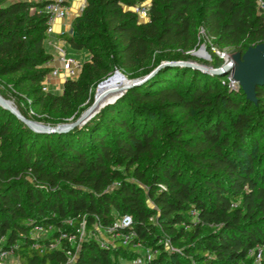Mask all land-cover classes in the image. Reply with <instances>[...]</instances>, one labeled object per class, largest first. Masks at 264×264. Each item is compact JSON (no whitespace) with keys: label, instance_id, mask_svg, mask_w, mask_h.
I'll return each instance as SVG.
<instances>
[{"label":"trees","instance_id":"1","mask_svg":"<svg viewBox=\"0 0 264 264\" xmlns=\"http://www.w3.org/2000/svg\"><path fill=\"white\" fill-rule=\"evenodd\" d=\"M145 1L86 0L61 38L90 57L45 93L46 1L0 0V81L17 75L14 103L32 121H74L116 68L144 77L167 62L67 132H34L0 106V254L13 250L11 264H64L69 251L73 264H119L142 257L138 246L156 251L144 264H253L264 247V85L252 102L228 75L174 64L198 49L199 25L228 53L263 44L258 0H149L140 21L131 6ZM125 215L114 233L132 234L126 245L62 238ZM39 227L49 234H30Z\"/></svg>","mask_w":264,"mask_h":264},{"label":"built area","instance_id":"2","mask_svg":"<svg viewBox=\"0 0 264 264\" xmlns=\"http://www.w3.org/2000/svg\"><path fill=\"white\" fill-rule=\"evenodd\" d=\"M46 5L44 7V12L47 15V23H46V30L45 35H47V39L50 38V35L54 31V24L61 19H65V16L69 13L70 4L66 0H45ZM258 7L261 12L264 14V0H258ZM131 9L134 11L140 21H145L149 18V0L145 2H139L131 6ZM264 21V18H263ZM198 38L201 41L200 45L198 46L197 50H193L189 52V54L195 55L196 57H201L204 59L210 58L211 54H215L222 63H225L228 60L229 54L225 49H220L215 44L213 45V41L215 36H212L208 33L207 29L203 25H199L197 28ZM64 41V40H63ZM61 42V41H60ZM65 44V42H62ZM49 46L54 47L56 54L52 55L50 60L45 64V67L51 68V73H49L42 82L43 85V92L48 93L51 91H59V85H53L52 80L61 77L64 81L67 78H77L82 70V62H79L76 58L68 54V51H65L61 47L57 46L55 42H48ZM202 51L203 56L198 55V52ZM228 79V86L232 89L235 88V81L231 80L229 77ZM224 83V82H223ZM239 84V83H238ZM30 114H33L30 111ZM131 224V218L128 215L122 216L121 219L117 220L112 227L106 229L105 231L111 236L112 239L119 238L121 243L124 245L128 244L132 238V234L121 233L116 234L117 228L127 227ZM83 225V224H82ZM84 226V225H83ZM34 231L43 232L42 229L36 228ZM62 238H67L70 243H76L82 239H80L79 234L76 232L71 236H67L66 234L62 235ZM101 247L108 248L107 246H103L102 243H99ZM7 254H13V250L7 251L0 254V264H1V257ZM250 256L253 258V264H261L264 257V247H257L250 252ZM75 255L72 254L70 251L68 252V261L64 264H73ZM151 258L147 259L145 257H138L137 259L133 260V264H144L145 260H150Z\"/></svg>","mask_w":264,"mask_h":264},{"label":"water","instance_id":"3","mask_svg":"<svg viewBox=\"0 0 264 264\" xmlns=\"http://www.w3.org/2000/svg\"><path fill=\"white\" fill-rule=\"evenodd\" d=\"M165 64H167V62L161 63L147 76L136 78L131 81L127 80L129 84L118 91V96L122 95L127 89L142 84L145 80L149 78L150 75H152ZM174 64H183L193 69H199L203 72L214 75H228L231 80L239 83L242 92L244 93V95H246V98L252 102L256 101V88L264 85V43L249 47L247 51L243 54L236 51L231 52L229 54L228 60L223 63L220 67L215 69L191 61L176 62ZM116 72L123 76L121 72L117 70ZM101 82L102 81H100V84L97 86V91L101 86ZM95 96L93 103L87 109H85V111L79 116V118L74 121H69V123H61L52 126L43 124L38 121L35 122L23 117L21 113L18 112L16 107L13 106V103L11 101L6 100L1 96L0 106L10 111L17 119L23 121L34 132L37 131L41 133H62L69 131V129L73 127L85 124V122L92 118L101 109V107L110 102L115 101L108 100L107 102L98 103ZM117 97L115 99H117Z\"/></svg>","mask_w":264,"mask_h":264},{"label":"rangeland","instance_id":"4","mask_svg":"<svg viewBox=\"0 0 264 264\" xmlns=\"http://www.w3.org/2000/svg\"><path fill=\"white\" fill-rule=\"evenodd\" d=\"M81 12H79L77 15H79ZM77 15H75V17L77 16ZM74 20V19H73ZM72 20V21H73ZM71 25H72V23H71ZM66 32H68V33H71L72 32V27L70 26V28L66 31ZM65 32V33H66ZM59 40L61 41V42H58L57 43V46L58 47H61L62 49H64L65 51H68V54L69 55H71V56H73L74 58H76L79 62H84V61H86V60H88V58L90 57V53H89V51H87L86 49H82V50H76V49H73V48H71L68 44H67V42H65V41H63V39L62 38H59ZM62 42H65V44H63ZM47 43V40H46V42H45V44ZM197 50V49H196ZM227 52H228V50L227 49H225ZM48 52H51L53 55H55L56 54V51H55V46L54 47H50V49H48ZM191 55V59L190 60H188V61H191V62H195V63H199V64H202V65H205V66H207V67H209V68H212V69H214L213 68V66L211 65V63H209V61H210V58H207V59H204V58H201V57H196L195 55H192V54H190ZM116 70L117 71H119V72H121L122 74H123V76L122 75H120V74H118L117 72H116ZM116 72V73H115ZM17 78V75H15V76H13V77H7V78H5V79H3L2 81H0V88L1 89H3L6 93H7V95H8V98H4L3 96H1V94H0V96L1 97H3L4 99H6V100H9V101H11L12 103H13V106L14 107H16L15 106V97L13 98V96H16V94H17V90L14 88V86H12V82L15 80ZM136 78H141V77H133V78H130L127 74H125L124 72H122L120 69H118V68H116L111 74H109L105 79H103V80H101L102 82H101V85L102 84H104L105 83V81H107V80H109V79H114L115 80V82H116V85L118 86V88H119V90H120V85H119V82H121L122 81V84H126L128 81H131V80H133V79H136ZM128 80V81H127ZM99 84H100V82H99ZM98 84V85H99ZM97 85V86H98ZM235 85V88L237 89V88H239L240 87V85L238 84V83H235L234 84ZM96 91H97V87L95 88V91L91 94V102H88V104L86 105V107H85V109H87L92 103H93V101H94V96H95V94H96V96H97V93L100 91V88L98 89V91H97V93H96ZM55 92V91H54ZM56 92H60V91H56ZM119 95V93H117V95L113 98V100H116L115 98L117 97ZM96 96H95V98H96ZM85 109H84V111H85ZM84 111H82L81 113H80V115L84 112ZM79 115V116H80ZM78 116V117H79ZM36 122V121H35ZM75 231L79 234V236H80V239H84V238H86V237H89V236H92V237H94L95 239H97V241L99 242V243H102V245L105 247V246H107V247H109V246H111L112 245V243H113V239L111 238V236L106 232V231H103V230H101V229H99L98 227H96V231L97 232H87L86 230H85V227L81 224L80 226H78V227H76L75 228ZM30 234L31 235H33L34 237H36V238H38L39 236L40 237H45L46 235H48L49 233H46V232H38V231H31L30 232ZM139 252H141V254H142V257H145V258H147V259H149V258H153L154 256H155V254H156V251H154V250H151V249H149V248H144V247H142V246H138L137 248H136ZM17 261V257L14 255V254H7V255H5V256H2L1 257V264H11V263H14V262H16ZM119 264H133V262H132V260H128V259H121L120 261H119Z\"/></svg>","mask_w":264,"mask_h":264},{"label":"crops","instance_id":"5","mask_svg":"<svg viewBox=\"0 0 264 264\" xmlns=\"http://www.w3.org/2000/svg\"><path fill=\"white\" fill-rule=\"evenodd\" d=\"M66 1H68V3L70 4L69 13L65 16V19L58 20L54 24V31L50 35V38L47 39V43L45 44L46 52H48V49L52 47L48 45V42L50 41L55 43L60 42L59 38H61V35L70 28L72 20L75 18V15H77L79 12L82 11V8L86 3V0H66ZM48 53L52 54L51 52ZM63 82L64 80L61 77L52 80L53 85H59L60 92L63 89Z\"/></svg>","mask_w":264,"mask_h":264},{"label":"bare ground","instance_id":"6","mask_svg":"<svg viewBox=\"0 0 264 264\" xmlns=\"http://www.w3.org/2000/svg\"><path fill=\"white\" fill-rule=\"evenodd\" d=\"M198 55L203 56V52H198ZM129 82L126 84H122V81L119 82V85L121 86L120 89L127 86ZM119 91L118 86L116 85V82L114 79H109L105 81L104 84L100 86V91L97 93L96 100L98 103L107 102L108 100H113V98L117 95Z\"/></svg>","mask_w":264,"mask_h":264}]
</instances>
